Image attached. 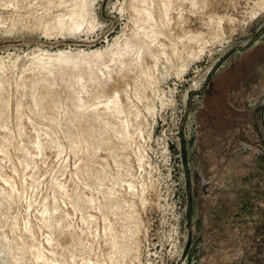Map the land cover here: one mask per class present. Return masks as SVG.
I'll return each instance as SVG.
<instances>
[{
    "label": "rangeland",
    "instance_id": "obj_1",
    "mask_svg": "<svg viewBox=\"0 0 264 264\" xmlns=\"http://www.w3.org/2000/svg\"><path fill=\"white\" fill-rule=\"evenodd\" d=\"M0 264H264V0H0Z\"/></svg>",
    "mask_w": 264,
    "mask_h": 264
},
{
    "label": "bare ground",
    "instance_id": "obj_2",
    "mask_svg": "<svg viewBox=\"0 0 264 264\" xmlns=\"http://www.w3.org/2000/svg\"><path fill=\"white\" fill-rule=\"evenodd\" d=\"M99 52V51H98ZM113 56V55H112Z\"/></svg>",
    "mask_w": 264,
    "mask_h": 264
}]
</instances>
